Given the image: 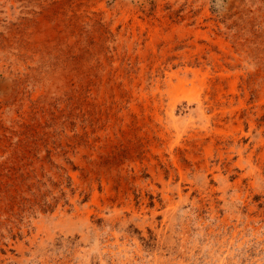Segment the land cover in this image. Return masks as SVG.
I'll return each mask as SVG.
<instances>
[{
  "label": "rangeland",
  "instance_id": "obj_1",
  "mask_svg": "<svg viewBox=\"0 0 264 264\" xmlns=\"http://www.w3.org/2000/svg\"><path fill=\"white\" fill-rule=\"evenodd\" d=\"M0 264H264V0H0Z\"/></svg>",
  "mask_w": 264,
  "mask_h": 264
}]
</instances>
